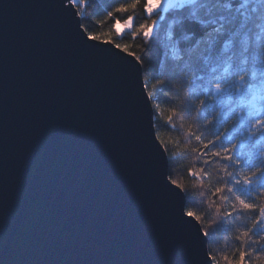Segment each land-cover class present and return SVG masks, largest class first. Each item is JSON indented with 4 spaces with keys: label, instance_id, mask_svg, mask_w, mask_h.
Wrapping results in <instances>:
<instances>
[{
    "label": "water",
    "instance_id": "1",
    "mask_svg": "<svg viewBox=\"0 0 264 264\" xmlns=\"http://www.w3.org/2000/svg\"><path fill=\"white\" fill-rule=\"evenodd\" d=\"M59 6L0 0V264H176L139 65L82 53Z\"/></svg>",
    "mask_w": 264,
    "mask_h": 264
},
{
    "label": "snow or ice",
    "instance_id": "2",
    "mask_svg": "<svg viewBox=\"0 0 264 264\" xmlns=\"http://www.w3.org/2000/svg\"><path fill=\"white\" fill-rule=\"evenodd\" d=\"M139 3L140 0H135L127 5L121 4L108 11L97 23L103 25L117 12L135 10ZM88 6L89 0H60L62 23L73 30L80 51L102 58L124 74L126 70L119 60L124 59L125 54L133 57L139 65L135 71L141 75L143 102L153 110H160L155 90L158 86L170 87L176 95L172 96L175 107L169 109L168 121L172 122L174 116L188 117L185 131L200 145L191 151L206 157L204 165L211 161L220 165L215 170V180L203 167L189 169V175L200 181V187L207 180L209 187L205 192L211 193L207 208L198 205L203 210H194L193 193L172 174V165L177 157L169 154V141L154 130L155 121L150 122L148 142L156 149L158 158L155 159L162 165L157 173L158 195L173 211L170 221L175 233L173 250L176 264H199L202 252L208 264H219L209 245L214 242L212 237L219 224L234 213L258 212L244 225L237 239L244 245L255 243L264 247V203L255 202L257 197L264 200V183L261 182L264 181V119L260 118L264 110L258 107L264 104V40L261 39L264 36V0H241L238 6L224 4L222 0H143V11L147 16L143 23L134 28L135 17L130 14L121 27L117 19L114 25L117 35L131 31L134 40L141 37L144 42L159 41L165 49V59L170 56L171 70L160 74L167 78L156 79L150 87L148 78L143 75L145 60L141 58L148 54V49L134 45L141 52L137 54L129 45L110 39L109 33L91 31L84 23ZM162 8L165 12L177 10L164 29L166 35L163 40L160 39L162 29L159 26ZM182 31L190 32L191 36L179 38ZM104 48L107 55L98 51ZM257 74H261V78L257 79ZM209 100L221 111L228 109L240 125H249L244 138L250 142V150L245 151L244 144L234 143L236 137L227 129L217 127L212 137H205L204 132L197 128L198 118L207 114ZM218 117L220 123L231 118L226 119L217 113L212 120L204 121L201 127L210 131ZM77 119L78 115L73 113L72 123ZM41 127L50 132L52 121H42ZM70 139L68 135L64 137L65 141ZM84 161L74 176L75 183L88 171L87 157ZM205 192L199 195L204 196ZM99 207V204L94 206L93 213ZM209 209H214L211 218H208ZM238 251L239 261L243 264L245 256L256 250ZM261 256L264 253H258L257 259Z\"/></svg>",
    "mask_w": 264,
    "mask_h": 264
},
{
    "label": "trees",
    "instance_id": "3",
    "mask_svg": "<svg viewBox=\"0 0 264 264\" xmlns=\"http://www.w3.org/2000/svg\"><path fill=\"white\" fill-rule=\"evenodd\" d=\"M133 2H135V0H89V6L85 11L84 23L87 24L89 29L93 32H97L99 30L104 33H109L110 39L129 45L133 51H137V54H141V52L134 45H143V48L148 49V54L142 55L141 58L145 60L143 75L148 78L147 83L150 87L151 84L155 83L156 79L167 78L166 76H161L160 74L161 72H168L171 70L170 56L169 59H165V49L159 41L153 40L144 42L141 37H137L134 40L131 31H126L122 35H117L114 30V25L116 24L117 19L123 23V21L130 14L135 17L133 22L134 28L147 19V16L143 11V0H140V3L135 10L130 9L126 13L117 12L113 18L106 20L103 25L97 23L98 20L103 19L108 11L119 7L121 4L127 5ZM222 3L235 4L238 6L241 3V0H222ZM188 7L190 6H186V8ZM176 11L177 10L175 9L168 10L164 13L160 11V16L162 17L159 25L162 29L160 32L161 40H163L166 35L164 29H166L167 24L174 18ZM184 36L190 37L191 33L186 31L179 33V38L182 39ZM261 39L264 40V36H262ZM161 65H163V68ZM258 75L260 74H257V78ZM169 93H171V96ZM155 95L156 102L160 104V110H154L156 132L159 133L165 140L169 141V147L171 149L169 154H175L177 157L172 165L173 177L188 186L190 191L193 193L195 200L192 207L194 210L202 211L203 208H207L208 198L211 196L210 192H205V189L209 187V184L207 180H205L204 186L200 187V181L189 175V169L195 167L199 170L203 167L205 172L211 173L213 180H215L217 175L215 170L218 169L220 165L215 161H211L209 165H204L203 161L206 157L191 151V148L200 147V145L195 141L194 137H189L185 131L187 127V120L189 119L188 117L185 116L182 118L180 116H174L172 122L168 121L167 116L171 114L169 109L175 107L172 96H175L176 93L170 87L158 86L155 90ZM206 111L207 114L205 116L198 118L200 123L197 124V128L204 132L205 137H212V134L216 131L217 127L227 129L228 133L236 137V140L233 141L234 143L244 144V150H250V142H246L244 138L246 127L245 125H240L236 116H232L228 109L221 111V108L210 100ZM236 111L239 110L237 109ZM217 113L226 119L229 116H231V118L227 119L226 123H220L218 117L216 121H213L210 131L205 127H201L204 121L212 120L213 116ZM186 145L188 146L187 148L185 147ZM220 174H222V172ZM261 182L264 183V181ZM201 192H205V195H199ZM255 202L264 203V200L257 197ZM216 203H220V201L216 200ZM198 205H202L203 208L198 207ZM255 214H258V212L234 213L231 218H224V220L219 224L212 237L214 242L209 245L210 250H212L216 257V261H218L219 264H241L239 261L238 250L250 251L251 249H255L256 251H250V254L245 256L243 264H249V262L250 264H264V256L257 259L258 253H264V247L255 243L244 245L237 239L239 232L243 230L244 225L248 223ZM213 215L214 209H209L208 218H211Z\"/></svg>",
    "mask_w": 264,
    "mask_h": 264
},
{
    "label": "rangeland",
    "instance_id": "4",
    "mask_svg": "<svg viewBox=\"0 0 264 264\" xmlns=\"http://www.w3.org/2000/svg\"><path fill=\"white\" fill-rule=\"evenodd\" d=\"M162 13H164L165 11L163 10V8L160 10ZM121 27H123V23H121V25H120ZM125 33V32H124ZM259 76H260V78H261V74L260 75H258V78H259ZM257 78V79H258ZM258 107H261L262 108V110H264V104H262V105H258ZM239 110V109H238ZM261 119H264V115H261V117H260ZM252 123H255V121H252ZM249 125L248 124H245V127L247 128Z\"/></svg>",
    "mask_w": 264,
    "mask_h": 264
}]
</instances>
